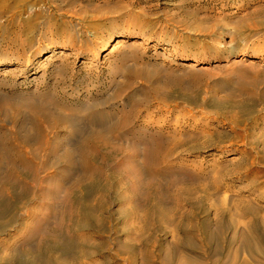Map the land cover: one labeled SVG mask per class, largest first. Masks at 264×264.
<instances>
[{"label":"rangeland","instance_id":"1","mask_svg":"<svg viewBox=\"0 0 264 264\" xmlns=\"http://www.w3.org/2000/svg\"><path fill=\"white\" fill-rule=\"evenodd\" d=\"M14 67L28 78L0 76V98L54 88L66 113L95 102L118 124L81 144L82 123H41L26 145L0 107L25 155L0 164V264H264V0H0ZM189 115L221 122L220 147L166 143Z\"/></svg>","mask_w":264,"mask_h":264},{"label":"bare ground","instance_id":"2","mask_svg":"<svg viewBox=\"0 0 264 264\" xmlns=\"http://www.w3.org/2000/svg\"><path fill=\"white\" fill-rule=\"evenodd\" d=\"M54 55L51 54L50 56L44 58V61H46V63L39 64L36 70H39V72H43L42 69H44L47 65L55 64L58 62L60 63L61 61H57V57H54ZM54 58L55 61H53ZM17 60H19V58ZM24 61L25 67H29L32 65V59L29 56H27ZM81 64H84V61L81 62ZM60 65L64 64L61 63ZM186 67L192 68L194 67V65L191 64L187 65ZM64 68L65 67L62 68L60 66L59 72H65ZM24 70V68L19 69L17 67L8 68L5 70H1L0 76L4 77L6 74H10L13 76H22L27 79L28 77L26 76V74H24ZM183 70L185 72L192 71L191 69L186 70L185 67ZM42 74H40V76H43ZM33 78L37 79L36 76ZM0 107H12L15 110L17 124L15 126L16 130L12 132V134H16L18 138L23 139L26 145H29L30 143L37 144L38 142H40V140H42L41 133L40 131H38V125H40L41 123H45L47 125L51 123H58L63 128H65V124H68V126L73 127L72 133L74 135L79 134V130H77V126L73 125V123L75 121L82 123L84 126H87V128H89V131H84V133L76 136L77 141L81 144L88 143L93 139L99 138L102 133L112 130L118 124V122L114 120V115H112L111 113L112 111L105 110L104 107L97 105L95 102L88 105H84L81 103L76 113H66L65 105L60 101L54 88H49V90L45 92H40L35 88L31 91L28 97L20 98L17 100H8L4 97H1ZM84 109V116H78L77 113H81L82 111H84ZM186 119L189 123L192 122V124H189L191 129H189L188 131L184 130V122H181V119H175L173 121L174 128H172L171 131L173 137L171 139H168V142H164L173 143L175 147H178L183 143H192V148H198L199 145L204 144H213L215 145V147H220V143L215 140L221 137V133L217 130V125L221 124V122H219V124L215 126L214 123L218 122L215 119L208 120L207 116H202L200 119H197L189 115L188 117H186ZM226 120L228 121L230 127L229 131L231 132L227 137V142L229 143L228 146L233 147L238 142L240 143L244 141L243 135L239 133L241 129V123L237 119V117L233 115L226 117ZM5 138L6 134L1 133L0 164H4L7 160H10L15 156L19 158L25 156L22 155L23 153L21 152L13 153L12 148L6 147V144H2ZM201 141L202 143L199 144V142ZM155 142V139L150 138L148 142H146V145L152 147ZM80 149L81 148L70 147L68 150V154L70 156L73 154L77 155V153H81ZM243 154L245 155V153ZM214 155L216 156L217 154ZM35 157H37V155H35ZM176 163L178 162L173 161L171 165H169L170 167H165L164 170L166 172L169 171L176 165Z\"/></svg>","mask_w":264,"mask_h":264}]
</instances>
